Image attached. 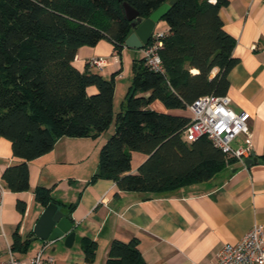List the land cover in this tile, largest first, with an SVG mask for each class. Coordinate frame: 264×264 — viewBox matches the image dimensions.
I'll return each mask as SVG.
<instances>
[{"label": "trees", "instance_id": "trees-1", "mask_svg": "<svg viewBox=\"0 0 264 264\" xmlns=\"http://www.w3.org/2000/svg\"><path fill=\"white\" fill-rule=\"evenodd\" d=\"M168 1L0 0V135L11 142L12 154L23 159L2 173L8 190H28L27 162L52 150L60 137H97L112 120L115 130L100 147L90 180L111 179L121 191L169 193L211 179L235 159L205 135L188 141L183 130L189 115L150 108L158 100L166 108L186 110L200 95L226 94L228 73L237 63L234 38L219 16L229 0L171 3L162 18L167 32L148 43L160 42L163 71L149 68L143 57L134 58L124 102L115 114L114 78L121 68L104 78L87 64L83 71L72 64L79 47L102 39L121 55L132 31L124 3L146 18ZM131 151L147 155L135 173L128 172ZM34 196L44 206L53 201L65 207L50 188L37 186ZM17 207L23 210V202ZM27 244L28 239L14 233L12 250H25ZM81 244L85 261L92 262L95 241L82 237ZM103 264L148 263L134 237L113 239Z\"/></svg>", "mask_w": 264, "mask_h": 264}, {"label": "crops", "instance_id": "crops-1", "mask_svg": "<svg viewBox=\"0 0 264 264\" xmlns=\"http://www.w3.org/2000/svg\"><path fill=\"white\" fill-rule=\"evenodd\" d=\"M219 16L223 29L234 38L232 53L237 58L228 73L226 94L235 111L250 114V151L257 160L245 164L249 153L243 162L236 158L226 161L211 179L165 194L121 191L111 179L90 180L97 171L100 147L115 130L112 120L97 137H60L52 150L27 162L28 190L14 192L5 187L2 173L23 159L12 154L11 142L0 135V182L6 188L0 206V261L10 253L20 259L28 258L47 244L44 253L57 264H103L113 239L128 241L135 237L148 264L208 263L216 259L224 243L237 242L254 223L264 228V0H229L220 8ZM167 30L160 19L153 34ZM124 50L135 58L143 56V49L123 46ZM114 55L112 43L102 39L94 46L79 47L72 64L83 71L91 57L106 56L109 64L101 70L87 67L108 78L121 64ZM121 75L122 71L115 77ZM114 95L115 87V114L120 106L116 108ZM150 108L189 115L187 109H169L158 100ZM233 141L238 148L246 146L242 135ZM146 158L144 153L131 151L128 172L135 173ZM37 186L50 188L53 198L64 203L61 210L71 214L75 235L70 247L64 245L62 238L52 242L30 239L45 207L35 199ZM18 202H23V210L17 207ZM67 204L73 208L69 210ZM15 232L28 239L25 250L11 249ZM82 237L96 243L92 262L85 261Z\"/></svg>", "mask_w": 264, "mask_h": 264}, {"label": "built area", "instance_id": "built-area-1", "mask_svg": "<svg viewBox=\"0 0 264 264\" xmlns=\"http://www.w3.org/2000/svg\"><path fill=\"white\" fill-rule=\"evenodd\" d=\"M163 33H152L153 38ZM149 40V41H150ZM149 43V42H148ZM143 48L145 64L154 71H163L161 58L157 52L160 42L150 43ZM90 67L101 70L109 64L106 56H96L88 59ZM189 122L184 127L183 134L188 141L205 135L211 142L228 157H234L243 162V157L250 153L251 129L250 114L246 111H235L231 106V99L227 94H203L195 98L187 106ZM239 135L244 137V148L231 147V142ZM6 188L0 182V206L3 203ZM264 228L260 223L254 225L235 243H224L214 261L208 263L191 264H264ZM44 244L32 256L20 259L10 253L9 257L1 260L0 264H57L54 258L44 253Z\"/></svg>", "mask_w": 264, "mask_h": 264}, {"label": "water", "instance_id": "water-1", "mask_svg": "<svg viewBox=\"0 0 264 264\" xmlns=\"http://www.w3.org/2000/svg\"><path fill=\"white\" fill-rule=\"evenodd\" d=\"M174 1L169 0L162 3L146 18L140 17L138 11L124 3L125 16L130 21L132 31L125 38L123 45L127 48L143 49L152 37L155 24L163 18ZM256 160L254 152L250 151V157L244 159V163L249 165ZM73 227L71 216L64 213L58 204L51 201L44 207L34 224L30 239L52 242L62 238L64 245L70 247L75 235Z\"/></svg>", "mask_w": 264, "mask_h": 264}, {"label": "rangeland", "instance_id": "rangeland-1", "mask_svg": "<svg viewBox=\"0 0 264 264\" xmlns=\"http://www.w3.org/2000/svg\"><path fill=\"white\" fill-rule=\"evenodd\" d=\"M125 51V52H124ZM121 51V55L116 54L115 52V57L117 60L121 63L119 65V68L122 67V75L121 77H115L114 82H115V95H114V101H115V106L118 108L121 106V104L124 102L125 98V93L128 88V85L130 84L131 81V76H132V60L134 55L131 53L127 52V50ZM139 58V57H136ZM111 74L108 75V78L110 77ZM237 143L235 141L231 142V147L233 149L237 148Z\"/></svg>", "mask_w": 264, "mask_h": 264}]
</instances>
